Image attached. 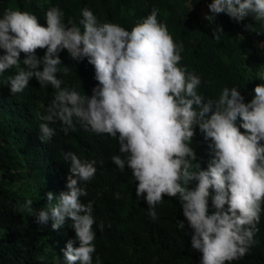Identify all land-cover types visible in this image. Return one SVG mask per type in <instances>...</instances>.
<instances>
[{
	"label": "clouds",
	"instance_id": "1",
	"mask_svg": "<svg viewBox=\"0 0 264 264\" xmlns=\"http://www.w3.org/2000/svg\"><path fill=\"white\" fill-rule=\"evenodd\" d=\"M209 9L205 18L210 23L221 13L237 22L251 13L264 25V0H213ZM82 16L83 31L71 21L65 23L59 7L46 12L47 26L28 11L7 9L0 18V49L4 50L0 74L18 69L7 81L10 91L23 92L33 77L41 87L59 89L47 113H37L43 121L41 140L54 136L49 122L60 120L67 134L75 130L74 118L85 130L118 138L120 152L126 156L114 155L112 161L121 172L126 166L131 169L138 182L136 196L146 201L153 220L165 195L176 197L193 230L191 247L202 253L201 264H226L244 257L254 244L264 203V84L255 87L254 98L247 103L235 87H225L218 100H205L197 91L200 77L179 66L183 45L158 21V9L153 8L131 31L115 23H99L88 8ZM222 32L217 26L213 37L219 41ZM37 49H46L42 58ZM65 49L72 59L87 58L94 66L88 85L61 89L62 80L56 74L62 65L59 54ZM21 53L25 54L23 67ZM68 71L65 66L63 74ZM196 125L210 141L207 169L198 163L197 170H192L196 154L189 141ZM63 160L70 168L68 190L55 198L57 203L52 204L54 194L48 192L50 209L37 212L31 199L22 207L35 214L38 225H47L51 218L52 232L70 221L79 246L69 240L63 249L65 260L92 264L93 204L80 198L87 196L81 181L92 180L96 162L82 161L71 151L63 154ZM193 181L195 188L190 187ZM184 226L181 221L179 227ZM99 227L102 230L103 223Z\"/></svg>",
	"mask_w": 264,
	"mask_h": 264
},
{
	"label": "trees",
	"instance_id": "2",
	"mask_svg": "<svg viewBox=\"0 0 264 264\" xmlns=\"http://www.w3.org/2000/svg\"><path fill=\"white\" fill-rule=\"evenodd\" d=\"M213 0H0V18L7 9L28 11L37 16L41 25L47 26L46 12L59 7L64 12L65 23L71 21L84 30L80 21L82 10L88 8L99 23L110 22L131 29L142 22L153 10L158 9V21L165 24L174 41L183 45L179 66L187 73L201 79L197 91L205 100H218L225 87L237 88L244 101L254 98V89L264 84V25L249 13L237 22L225 13L209 22V4ZM253 26L252 28L246 26ZM223 31L217 41L213 29ZM46 49H37L43 57ZM4 50L0 49V55ZM62 65L57 78L61 89L73 84L88 85L91 71H95L88 59L77 61L65 49L60 54ZM21 67L25 54L21 53ZM69 69L67 75L63 68ZM42 70V65H41ZM18 69L0 74V264H68L63 249L69 240L79 246L71 222L52 232L53 220L38 225L35 214L30 215L22 205L27 199L38 212L50 209L47 193L56 197L67 191L69 164L63 160L65 152H74L82 161H95L96 173L91 181H81L87 196L81 202L93 204L95 223V252L92 264H201L202 253L191 247L193 230L183 215L176 197L165 195L156 206L157 219L149 215L144 199L136 196V185L131 169L124 171L113 163L112 157L120 155L118 138L85 130L74 118L75 130L64 132L60 120L49 122L54 136L44 142L40 138L37 113L43 116L59 89L47 85L41 87L33 77L25 90L13 94L7 82ZM75 88V89H76ZM77 90V89H76ZM86 93V91H85ZM236 125L242 120L238 117ZM240 131L245 130L240 127ZM194 136L189 141L202 144L192 160L207 169L212 150L210 141L204 139L199 126H194ZM264 143V141H261ZM200 152H206V156ZM195 181L190 184L195 188ZM120 193V198H117ZM146 195V194H145ZM227 207V205L225 206ZM260 222L254 235V244L244 257L226 264H264V203L261 205ZM214 211L209 200V212ZM181 221L185 226L179 227ZM103 223L101 230L99 225ZM76 264H80L79 261Z\"/></svg>",
	"mask_w": 264,
	"mask_h": 264
},
{
	"label": "rangeland",
	"instance_id": "3",
	"mask_svg": "<svg viewBox=\"0 0 264 264\" xmlns=\"http://www.w3.org/2000/svg\"><path fill=\"white\" fill-rule=\"evenodd\" d=\"M200 149H201V145H199V144H194V146H193V150H194V152H199Z\"/></svg>",
	"mask_w": 264,
	"mask_h": 264
}]
</instances>
